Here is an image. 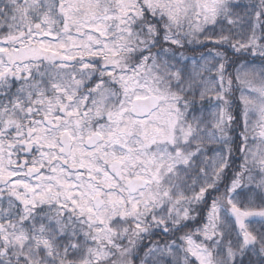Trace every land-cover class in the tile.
<instances>
[{
    "label": "snow or ice",
    "instance_id": "obj_1",
    "mask_svg": "<svg viewBox=\"0 0 264 264\" xmlns=\"http://www.w3.org/2000/svg\"><path fill=\"white\" fill-rule=\"evenodd\" d=\"M0 264H264V0H0Z\"/></svg>",
    "mask_w": 264,
    "mask_h": 264
}]
</instances>
